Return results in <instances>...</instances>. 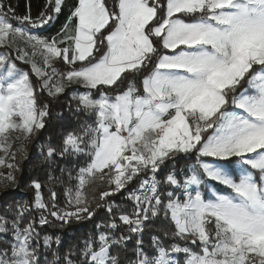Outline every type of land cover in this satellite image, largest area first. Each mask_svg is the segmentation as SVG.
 Returning <instances> with one entry per match:
<instances>
[{
    "label": "snow or ice",
    "instance_id": "6c2138e0",
    "mask_svg": "<svg viewBox=\"0 0 264 264\" xmlns=\"http://www.w3.org/2000/svg\"><path fill=\"white\" fill-rule=\"evenodd\" d=\"M63 4L48 0L36 19L15 16L11 8L5 13L0 5V47L23 40L32 51L18 48L17 58L31 64L50 97L70 85L84 89L73 90L75 113L94 123L68 131L59 151L48 146L47 159H89L76 174L75 190L65 191V208L57 207L55 192L46 204L33 181L31 205L18 204L10 221L0 216V234H11L0 264H41L34 221L21 227L30 210L41 213V225L49 223L44 213L62 224L94 218L96 209L83 190L97 178L109 186L97 208L106 206L111 219L96 228L117 229L118 212L129 235L89 236L79 249V264H119L112 248L133 235L135 259L129 264H181V254L183 264H264V0H114L111 10L105 0H77L56 36L30 30L49 24ZM60 61L63 71L56 67ZM140 75L138 88L128 78ZM49 114L47 104L38 105L29 74L0 55V138L19 131L27 139ZM181 155L195 157L185 178L178 179L174 164L163 181L157 179L162 166ZM7 178L14 180L12 173ZM134 180L139 186L127 194L131 213L107 202ZM162 183L173 191L162 194ZM161 212L174 225L171 235L199 251L187 244L166 247L154 235L155 254L145 252L146 222ZM53 243L59 246L61 238L43 237L45 249ZM75 251L65 253L63 264H77ZM52 255L45 264H61L58 251Z\"/></svg>",
    "mask_w": 264,
    "mask_h": 264
},
{
    "label": "trees",
    "instance_id": "16d2710c",
    "mask_svg": "<svg viewBox=\"0 0 264 264\" xmlns=\"http://www.w3.org/2000/svg\"><path fill=\"white\" fill-rule=\"evenodd\" d=\"M76 2L77 0H64L62 11L59 14H56V18L49 24L38 28L36 30L37 34L48 38L56 36L68 21L70 10ZM105 2L110 10L113 9L114 0H105ZM47 3L48 0H0V5H2L5 13L11 8L15 16L23 17L25 15H30L32 19H36L40 16L41 12L45 11V5ZM49 14H52L50 10ZM10 19L14 26L20 25L17 20L11 17ZM71 26L72 25L70 24V27ZM104 34L107 35V32ZM23 47L28 46L21 40L17 39L16 44L12 47H0V55L6 56L16 64L20 71L29 74L30 81L35 90L38 105L42 107L47 104L50 114L45 118V126L43 128L37 130L21 143L10 146L5 159L6 166L0 168V172L5 174L12 173L14 176L13 181L15 184L13 186H0V216H5L9 221L14 219L18 204L28 202V204L31 205L33 202L36 194V189L32 186L33 181L41 185V196L46 204H51V193L55 192L57 194V207H66L67 198L65 196V191L68 188H72L73 191L75 190L77 184L75 179L76 174L81 167L86 165L87 160L82 157L76 158L72 155L64 157L57 155L49 160L47 159V148L48 146H52L59 151L62 146L63 136L68 131H79L81 125L94 123V118L88 119L83 113H75L76 102L72 100L73 87H67L64 93H61L56 97H50L47 91L41 89L40 79H38V77L32 72L31 64L18 59V52L13 55L18 48ZM104 50L105 49L102 48L97 53V57L102 55ZM35 59L38 64L42 65V59L39 55L35 57ZM56 67L61 71L65 70V65L62 61L57 63ZM135 78L140 82L143 79V76H129L128 80ZM128 80H125L124 83L120 85L119 90L122 91L127 88ZM112 94L115 95V92ZM70 105L71 111L69 110ZM175 161L176 163H174ZM175 161H167L166 166H162V170L159 171L157 179L162 180L165 175L173 169L174 164L177 171L182 167H188L194 164L195 157L188 159L184 156H178ZM9 164H12L13 167L9 168ZM50 176L53 177L52 180L49 179ZM70 176L72 177L71 179ZM182 180L183 178L181 181ZM138 186L139 180H134L127 186V191L122 190L120 193H117L110 198H106V200L111 204H125L128 206H126L127 209L133 210V203L127 199V194L129 191L138 188ZM108 187L106 180L101 182L97 178L88 183L83 190V196L89 202V206L96 209L94 218H84L82 220L74 219L70 224H62V222L57 221L48 215V213H44V215L48 217L49 223L41 225L39 223L41 215L39 211L30 210L29 213L25 215L21 227H23L29 219H32L34 221L35 230L39 233L41 264H45V260L51 262L55 259L52 255L53 250L58 251V255L61 257V264H63V256L73 247H75L76 251L72 256V259L79 264V249L83 247V242L88 239L89 236L95 240L98 234L96 225H105L111 219L107 213L106 206L97 208V203H103L99 200L100 193L108 190ZM164 189H166V187L161 189V192H163ZM221 189L227 191L226 189H223V186H221ZM114 214L116 215V213ZM118 215L119 214L116 215L117 229L114 231L110 229L106 230L108 233L111 232V235L115 239H118L122 235H129L127 226L120 223ZM146 225L142 237L143 248L145 252L150 255L155 254V249L152 248V236L154 235L158 236L166 247L172 243H178L181 246L187 244V246L192 247L193 250L199 251V249H196L194 245L190 244V242L179 240L171 235V233L175 231L174 225L164 218L163 212H161L158 218L146 222ZM165 232H168L169 235L166 236ZM46 235L51 236L53 241L55 240V237L59 236L61 238V244L57 246L53 243L51 249H45L43 247V237ZM4 236L5 234H0V250L6 247L11 241L10 233L7 234L6 239L3 238ZM134 248L135 242L131 238L123 247L120 245L113 246L112 253L113 255L118 256L119 264H129L131 260L135 259ZM179 258L181 264H183V255L181 254Z\"/></svg>",
    "mask_w": 264,
    "mask_h": 264
},
{
    "label": "rangeland",
    "instance_id": "374dc122",
    "mask_svg": "<svg viewBox=\"0 0 264 264\" xmlns=\"http://www.w3.org/2000/svg\"><path fill=\"white\" fill-rule=\"evenodd\" d=\"M16 26H21V25H16ZM41 28V27H40ZM38 28H35V29H30L32 32H35V33H37L36 32V30H37ZM19 39V38H18ZM19 40H21V39H19ZM22 42H24L23 40H21ZM23 48H25L29 53H31V51H32V49L30 48V47H23ZM17 53V51H15V53L13 54V55H15ZM39 79V78H38ZM131 80H134V82L136 83V85H137V87L139 88L140 87V82H138V80L135 78V79H131ZM127 86H128V84H127ZM69 87H73L74 89H79L80 91H84V89L81 87V86H79V85H70ZM73 89V90H74ZM142 90V89H141ZM7 140H4L3 138H0V158H2V159H4V164H2V165H0V168L2 167V166H6V156H7V154H8V152H9V148H10V146L11 145H14V144H19V143H21L25 138H24V136H23V134L21 133V132H19V131H13V132H11V133H9V134H7ZM5 149H6V151H5ZM181 156H183V155H181ZM74 157H76V158H80V157H82V158H84V159H86V160H88L89 158L88 157H86V156H74ZM174 163H176V161L174 162ZM174 163H172V164H174ZM189 167V166H188ZM188 167H182L179 171H177L176 169H175V171H176V173H177V177H178V179H184L185 178V176H184V173H186L187 172V169H188ZM173 169H171L170 171H172ZM169 171V172H170ZM168 174V173H167ZM166 174V175H167ZM165 175V176H166ZM7 176H8V174H5V173H3V172H0V186H5V185H9V186H13L15 183H14V181L13 180H9L8 178H7ZM164 179V178H163ZM163 179L161 180V181H163ZM166 187V189H164V191L163 192H161L162 194L163 193H167L168 191H173V188H172V186H170V185H165V184H161V189H163V188H165ZM177 191H179V190H177ZM162 198H164L165 200H166V197H162ZM114 205H117L116 203H113ZM118 206H120V209L122 210V211H124V212H126V213H131L132 212V210H129V209H127V205H122V204H120V205H118ZM127 206V207H126ZM117 214H119V213H116V215ZM154 220V219H153ZM121 223V222H120ZM122 224V223H121ZM101 225H104V224H101ZM106 228V229H105ZM106 230H108V228L107 227H101L99 230L97 229V231H103V232H105V233H108ZM112 236V235H111ZM112 238L113 239H115L113 236H112ZM132 240L134 241V242H136V237L133 235L132 236Z\"/></svg>",
    "mask_w": 264,
    "mask_h": 264
}]
</instances>
